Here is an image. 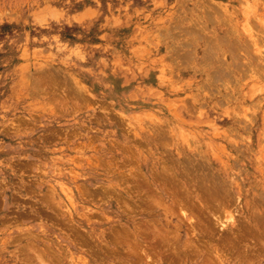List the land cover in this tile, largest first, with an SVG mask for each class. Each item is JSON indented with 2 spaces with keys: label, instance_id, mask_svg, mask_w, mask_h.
I'll list each match as a JSON object with an SVG mask.
<instances>
[{
  "label": "rangeland",
  "instance_id": "rangeland-1",
  "mask_svg": "<svg viewBox=\"0 0 264 264\" xmlns=\"http://www.w3.org/2000/svg\"><path fill=\"white\" fill-rule=\"evenodd\" d=\"M0 264H264V0H0Z\"/></svg>",
  "mask_w": 264,
  "mask_h": 264
}]
</instances>
